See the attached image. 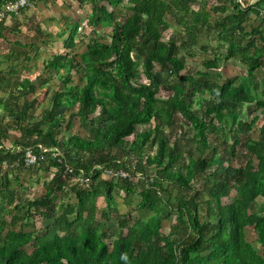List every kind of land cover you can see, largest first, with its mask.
Returning <instances> with one entry per match:
<instances>
[{"label":"trees","instance_id":"16d2710c","mask_svg":"<svg viewBox=\"0 0 264 264\" xmlns=\"http://www.w3.org/2000/svg\"><path fill=\"white\" fill-rule=\"evenodd\" d=\"M5 1L0 0V9ZM78 1L92 5L88 17L92 28H111L109 41L100 42L92 29L85 50L73 53L79 21L67 29L63 42L67 51L43 61L45 68L64 74L52 91L49 108L37 120L32 121L30 110L38 99L28 98L36 90L34 80L11 77L15 67L4 75L0 71V91L8 93L0 99L2 118H7L0 122V169L5 167L2 161L7 164L4 169L25 167L24 149L34 147L40 155L38 146L48 149L39 162L54 168L43 181V194L24 202H18L17 185L10 189L8 176L3 175L0 264H264V206L251 210V204L264 196V15L260 14L264 0L247 6L239 0H106L111 8L97 5V0ZM206 5L229 12L217 15L211 24ZM116 8L124 14L121 20ZM168 14L183 33L194 36L205 30L209 43L218 40L203 70L177 56L180 30L163 38L171 26ZM251 14L261 21L247 30ZM8 29L1 19L0 39ZM8 53L4 56L16 54ZM230 58L242 65L237 81H209L210 70L220 78L218 69ZM154 66L166 76H159ZM71 71L80 75L81 85H68ZM162 91L169 95L161 96ZM205 91L209 96L194 106L195 96ZM17 95L23 97L20 104ZM244 104L254 107L247 120L237 119ZM74 106L69 119L64 111L55 113ZM75 118L86 134L71 132L58 138L62 122L67 121L68 128ZM177 119L191 127L189 142L181 143ZM258 121L259 134L253 138L249 131ZM11 130L18 136L6 147L4 139ZM210 134L220 144L206 158ZM147 145L155 146L152 153L146 152ZM51 151L59 156L53 157ZM194 151L199 154L196 158ZM239 152L241 162L234 167ZM221 164L223 171L218 168ZM67 165L71 172H64ZM104 169L126 175H108ZM81 177L89 179L86 185L78 181ZM68 193L75 201L62 200ZM115 193H122L127 204L134 194L140 199L126 215L116 214L117 226L110 227L106 208L115 204ZM99 197L106 206L98 217ZM225 197L228 201L222 202ZM11 205L13 214L7 212ZM21 206L27 208L23 215L18 213ZM144 207L152 211L146 219L132 217L133 211ZM35 215L52 221L37 232L26 230L22 221ZM171 217L189 233H162L163 220ZM245 226L252 228L260 253L246 239Z\"/></svg>","mask_w":264,"mask_h":264},{"label":"rangeland","instance_id":"374dc122","mask_svg":"<svg viewBox=\"0 0 264 264\" xmlns=\"http://www.w3.org/2000/svg\"><path fill=\"white\" fill-rule=\"evenodd\" d=\"M247 3H245V0H240V2L247 6L248 4L252 3L255 0H246ZM63 4L62 7H64L63 11H58L57 9H54V2L51 3L52 7H47L45 11L48 12L49 16L47 15V12L44 11L42 13V16L37 15V10L34 8H29L33 12H30L29 9L23 11L22 13H18L15 15V17L10 18L8 21V27L9 29L4 31L5 38L0 39V71L1 74L4 75L7 73L10 67H15L17 70L16 74L12 75L11 77H20L27 76L30 79L34 80V84L36 85V90L33 94L29 95V99H32L34 97H37L38 102L36 104V107L33 110H30L32 115H34V118H32V121L38 119V115L40 116L44 109L49 108L50 102L49 98L52 95L53 89H56L61 83L59 80V76L64 74L63 70H59L58 72H55L54 70H51L49 68H45L43 66V61L47 58H50L55 53H65L67 50L63 47V42L65 38L67 37L68 30L70 26L74 25L75 22L79 21V27L78 32L75 36V50L72 52H81L84 51L86 48V42L90 35H92V29H94L97 33V35H92L94 37H97L100 42H108L109 41V35H110V27H103V26H95L92 28V26L88 23V17L90 13L93 10V7L88 2L79 4L77 0H62ZM60 3V2H59ZM99 4H106L109 8H111L106 0H97V5ZM61 5V4H60ZM66 5V7H65ZM31 7V6H30ZM192 7L194 9L197 8V4L193 3ZM54 9V10H53ZM205 14L207 15V20L212 24L215 20L216 16L219 14H225L228 13L229 10L221 11L219 8L212 7V5H206L204 8ZM28 13V14H27ZM98 16H100L99 12H96ZM115 15L118 17V19H122L123 15L122 10L119 8L115 9ZM167 21L171 24V26L163 32V38L166 40L170 34L173 32L180 30V36L181 39L177 43V56L184 61L186 64H189L192 67L197 68L198 70H203V62L206 59H210L212 57V50L216 48L218 45V40H213V42H208V37L205 32V30L200 31L199 33H196L194 36H190L187 33H183L181 28L179 27V24L175 22L173 17L171 15H166ZM261 21V17L259 15L251 14L250 18L246 21L245 27L247 30L250 29L251 26L258 25ZM11 29V30H10ZM13 29V30H12ZM203 47H207V50H203ZM12 51L16 54L10 55L12 58H8L7 56H4L8 51ZM9 55V53H8ZM24 55L26 57L24 58ZM263 62V60H262ZM242 68V65L235 59L230 58L227 62H223L218 71L220 72V78L214 76L212 74V70H210V77L209 81H237V76L240 73ZM192 70V69H190ZM154 71L161 77H165L166 73L158 66H154ZM22 75V76H21ZM70 79L71 81L69 84H75V85H81L83 81L80 79V75L75 73L74 71H71L70 73ZM146 81V80H145ZM15 97L16 93L13 94ZM160 95L163 97H167L169 93L167 92H160ZM8 96V93H4L0 91V99L6 98ZM209 93L208 91H205L204 94H198L195 96L194 100V106L198 107L202 104L203 98L208 97ZM14 100V98L12 99ZM17 104L21 103L23 101V97L17 95V98L15 100ZM253 104H244L242 111L238 115L237 119L241 120H247L248 118V112H250L253 109ZM76 110V106L72 107L71 109H64V108H58L56 110V114L64 111L65 116L67 119L70 118V113L72 111ZM3 111L0 106V122L7 121V118H4L3 120ZM178 124L181 127H176V132L178 133L179 139L181 143L189 142V140L192 137V129L191 127L184 123L185 121L182 119H177ZM67 121L62 122L60 126V132L58 134V138L61 137H67L69 134L72 133H79L80 135L86 134V131L80 127L79 122L77 118L74 119L73 124L71 127L66 126ZM259 123L258 121L253 128L249 131V134L253 138H257L259 134ZM167 131L169 129H166ZM18 136L17 131H9V134L4 139V146L11 147L13 143L16 140V137ZM130 136L129 138H131ZM208 142L209 147L205 151L203 157L208 158L211 155L212 147H218L220 144V139L216 138L213 134H210L208 136ZM186 148H189L186 147ZM155 149V146L147 145L146 152H153ZM241 156H238L235 161L232 162L234 167H237L239 163L241 162L242 154L239 152ZM198 153L194 151L193 157H198ZM185 163L188 161L185 153H183V156ZM6 168V167H4ZM1 168L0 169V184L2 183V177L4 174H6L9 178V188L12 189L16 187L19 191V199L18 202H24L26 198H36L43 194L44 188H43V181L49 176V173L54 171L53 167H50L49 169H46V163L45 162H39L33 166L30 167H10L7 169ZM219 171L224 170V165L221 164L219 167ZM136 177H134V181H136ZM214 180V179H213ZM17 181V183H16ZM175 190L172 191L171 194H173ZM123 194L122 193H115V204L111 205L110 207H107L108 213H110L111 218L108 221V225L110 227L117 226V218L116 214L120 215H126V213L129 210L130 206H134L140 199V196L138 194H134L131 198L130 204H127L123 200ZM170 201H174L173 196L170 195L168 197ZM228 197L222 198V202H227ZM63 201H75V197L73 193H68L66 196L63 197ZM4 199L2 202L1 196H0V206L3 205ZM106 206V203L103 199V197H99L97 199V208L98 213L97 216H100V212L102 209H104ZM264 206V196L257 198L254 203L251 204V210H255L258 207ZM26 207H20L18 213L19 215H23L26 211ZM7 212L9 214H13L14 206L11 205L9 208H7ZM152 213L151 209L148 207L144 208H137L135 211L131 213L132 217H140L143 219H146L150 214ZM8 215V214H7ZM201 219H205V210H201ZM10 217V215L7 216V218ZM51 219H45L40 216H32L29 219H26L22 221V223L26 224L25 229L30 230L32 232L39 231L43 226L50 223ZM21 224V223H20ZM180 224L176 223V220L174 217H171L170 219H165L162 222V229L161 232L164 234H167L169 232H174V234L180 236L185 233H189V230L186 228H183L182 226H179ZM245 237L246 239L253 244L254 247H256L257 251L260 253L261 248L258 245V241L255 238L254 232L251 227L245 226ZM27 252L30 251V248L26 249Z\"/></svg>","mask_w":264,"mask_h":264},{"label":"built area","instance_id":"2783aa9c","mask_svg":"<svg viewBox=\"0 0 264 264\" xmlns=\"http://www.w3.org/2000/svg\"><path fill=\"white\" fill-rule=\"evenodd\" d=\"M32 5H33V0H6L0 9V18L5 13L17 14L22 8L30 7ZM260 14L264 15V8L260 10ZM38 149L41 151L40 155H38V151L34 147H26L24 149V153L21 157V160H22V163L25 167H30V166L37 164L39 162V159L42 157V153L44 151L48 150L46 148H42L41 146H38ZM51 155L53 157H58L59 152L58 151H51ZM57 160L60 161L59 158H57ZM2 165L5 167L7 166L6 162H4V161H2ZM14 165H15V163H14ZM71 171H72V168L69 167L68 165L64 169V172H71ZM103 172L108 174V175H121V176L126 175V173H124L123 171L112 172L110 169H104ZM77 179L78 178H76L75 181ZM78 181L82 185H86L88 183L89 179L87 177H81L78 179Z\"/></svg>","mask_w":264,"mask_h":264},{"label":"crops","instance_id":"0c3cea01","mask_svg":"<svg viewBox=\"0 0 264 264\" xmlns=\"http://www.w3.org/2000/svg\"><path fill=\"white\" fill-rule=\"evenodd\" d=\"M66 0H64V2H65ZM78 1V0H77ZM54 2V9H57L58 11H63L64 12V10L65 9H63L64 7H62V4H63V2H62V0H33V5L31 6V7H28V8H34V9H36L37 10V12H36V16L37 15H39V16H42V13H44V11H45V9L47 8V7H52L51 6V3H53ZM60 2V3H59ZM79 2V1H78ZM84 3H86V2H84ZM61 4V5H60ZM79 4H80V2H79ZM81 5V4H80ZM65 7H66V5H65ZM67 8V7H66ZM53 9V10H54ZM30 10V9H29ZM33 10V9H32ZM32 10H30V12H33ZM45 12H47V11H45ZM28 14V13H27ZM10 14H8V13H5L1 18H0V20L1 19H3L4 20V24L6 25V26H8L7 24H8V21L10 20V18H12L11 16H9ZM47 15H49L48 14V12H47ZM49 16H53V15H49ZM54 17V16H53Z\"/></svg>","mask_w":264,"mask_h":264}]
</instances>
